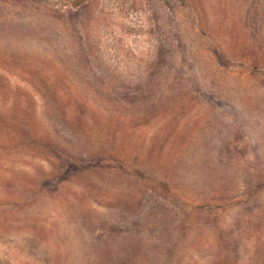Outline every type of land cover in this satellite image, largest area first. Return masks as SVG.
Masks as SVG:
<instances>
[{
  "label": "rangeland",
  "instance_id": "374dc122",
  "mask_svg": "<svg viewBox=\"0 0 264 264\" xmlns=\"http://www.w3.org/2000/svg\"><path fill=\"white\" fill-rule=\"evenodd\" d=\"M0 264H264V0H0Z\"/></svg>",
  "mask_w": 264,
  "mask_h": 264
}]
</instances>
